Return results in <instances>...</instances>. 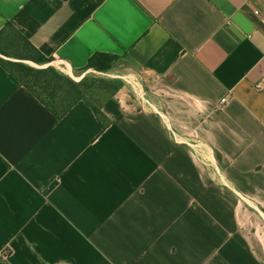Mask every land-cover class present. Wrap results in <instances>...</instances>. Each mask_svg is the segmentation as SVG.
<instances>
[{
    "label": "crops",
    "instance_id": "crops-1",
    "mask_svg": "<svg viewBox=\"0 0 264 264\" xmlns=\"http://www.w3.org/2000/svg\"><path fill=\"white\" fill-rule=\"evenodd\" d=\"M8 24L68 75L104 53L153 84L103 124L0 65V264H264V0H0Z\"/></svg>",
    "mask_w": 264,
    "mask_h": 264
},
{
    "label": "rangeland",
    "instance_id": "rangeland-1",
    "mask_svg": "<svg viewBox=\"0 0 264 264\" xmlns=\"http://www.w3.org/2000/svg\"><path fill=\"white\" fill-rule=\"evenodd\" d=\"M8 38H2L0 40V49L8 56H4L0 53V59L6 62L22 63L25 66L34 69L53 68L55 72L62 75L64 78H68L76 83H80L85 77L86 88L84 90L85 98L97 109H101L106 102L110 99L127 95L130 101L134 104L142 103L147 105V100L152 95L150 87L153 84V78L150 77L142 68L132 63L126 56H119L114 61L113 68L107 73H100L94 70H89L82 74H70L68 75L62 69L46 64L39 66L30 60H21L22 58H35L38 59V55L30 48L28 43L22 38V36L15 30L9 31ZM14 70L18 77L22 79L23 73L18 68L9 66ZM51 76V75H50ZM82 77V78H81ZM104 80L106 82L119 81L122 82V88L115 94L111 95L112 85L102 84L99 81ZM63 82H65L63 80ZM249 231L254 232L252 228V218L250 219ZM259 225L257 226V228ZM264 232V223L261 226Z\"/></svg>",
    "mask_w": 264,
    "mask_h": 264
},
{
    "label": "trees",
    "instance_id": "trees-1",
    "mask_svg": "<svg viewBox=\"0 0 264 264\" xmlns=\"http://www.w3.org/2000/svg\"><path fill=\"white\" fill-rule=\"evenodd\" d=\"M12 30L17 31L11 24H8V26H6V29L0 32V40H2V38H8V33ZM22 38L24 37L22 36ZM24 40L38 55V59L22 58L21 60H30L39 66H44L52 62L51 59L41 57L25 38ZM0 53L4 56H8L1 49ZM117 57L119 56L104 53L95 54L90 58L87 67L83 70L82 73H85L89 70H94L100 73H107L113 68L114 61L117 59ZM0 65L10 73H12V75H14V77H16L20 81V83L25 86L56 117L63 118L77 103L83 101L90 107H92L98 119L103 124L105 123V117L101 111L102 108L97 109L84 96V90L87 86V77H85L80 83H76L68 78H64L62 75L57 74L51 67L34 69L25 66L22 63L6 62L1 59ZM9 66L21 70V72L23 73L22 79L18 77L16 72L10 69ZM63 80L65 82H63ZM99 82L102 84L106 83L112 85V96L115 95L123 86L122 82L119 81L106 82L104 80H100Z\"/></svg>",
    "mask_w": 264,
    "mask_h": 264
},
{
    "label": "built area",
    "instance_id": "built-area-1",
    "mask_svg": "<svg viewBox=\"0 0 264 264\" xmlns=\"http://www.w3.org/2000/svg\"><path fill=\"white\" fill-rule=\"evenodd\" d=\"M257 88H258V89H261V88H262V84H258V85H257ZM226 102H227V98H224V99H222V101H221L222 104H225Z\"/></svg>",
    "mask_w": 264,
    "mask_h": 264
}]
</instances>
